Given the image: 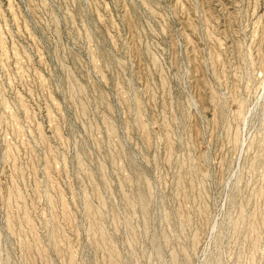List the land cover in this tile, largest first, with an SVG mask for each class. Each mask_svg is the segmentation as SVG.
Segmentation results:
<instances>
[{"label": "rangeland", "instance_id": "1", "mask_svg": "<svg viewBox=\"0 0 264 264\" xmlns=\"http://www.w3.org/2000/svg\"><path fill=\"white\" fill-rule=\"evenodd\" d=\"M0 264H264V0H0Z\"/></svg>", "mask_w": 264, "mask_h": 264}]
</instances>
